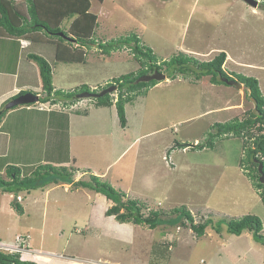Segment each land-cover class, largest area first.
Here are the masks:
<instances>
[{
  "label": "rangeland",
  "instance_id": "rangeland-1",
  "mask_svg": "<svg viewBox=\"0 0 264 264\" xmlns=\"http://www.w3.org/2000/svg\"><path fill=\"white\" fill-rule=\"evenodd\" d=\"M14 1L28 17L27 1ZM93 1V11L100 14L93 34L95 42L77 48L71 46L74 48L71 52L76 55L80 51L84 61L60 62L54 58L56 51L60 52L56 46L37 40L33 42L31 51L41 50L49 64H53L51 82L58 89L77 88L76 95L97 93L121 75L137 74L145 66L133 56L129 47L105 54L97 45L135 34L141 44L153 50L158 60H166L181 52L190 53L199 60H210L220 51H225L222 65L225 71L232 79H236L237 74L257 78L264 97V0H258L257 6L243 0ZM98 5L103 9H96ZM65 22L68 18L64 19ZM43 34L57 39V35ZM16 44L13 42L11 48L6 41L0 40L4 53L0 57V69H12ZM79 81L84 84L74 85ZM35 84L34 78L32 85ZM82 85H86L88 91L78 92ZM42 94L39 93L40 98ZM110 94L116 95L115 91ZM76 98L73 103L60 101L58 106L60 110H71L70 113L88 114V122L86 120L81 125L82 134L87 138L85 141L69 138L67 125L64 123L63 128L57 125L55 154L59 158H68V150L71 157L79 144L76 157L100 171L95 175L124 191L129 198L143 202L145 214L149 210L159 211L162 218H166V225L154 228L146 242V238H140L145 237L142 233L123 229L119 220L106 214L111 201L104 194L88 188L68 191L58 186L54 191L55 197L48 204L44 221L41 218L42 206H35L32 215L19 216L8 211L6 197L0 196L4 208L3 216H0L1 239L10 240L16 234L28 233L30 247L37 254L43 252L42 249L52 251L61 248L66 253L97 249L100 254L109 256L130 247L135 256H140L146 247L150 254L148 264H187V258L188 264H230L231 261V264H264V245L253 239L251 231H243L242 236L231 235L226 230L228 220L252 214L260 218L264 233L262 189L253 186L247 175L250 169L240 166L245 155L243 138L213 136L215 130L211 128L215 122L243 119L249 115L250 109H254L253 100L244 86L213 84L209 76L194 80L191 76L178 75L175 79L159 81L154 87H149L145 95L125 104L129 128L123 136L124 145L121 140V133H124L121 128L124 127L119 124L114 106L97 108L91 97ZM41 103L46 104L39 99L30 105L38 107ZM33 121L23 122L28 131L29 127L33 128ZM79 124L80 120L76 125ZM51 129L55 130V123L51 124ZM22 135L20 131L14 133L6 159L9 165L18 166L23 175H28L38 165L29 167L25 163L34 161L37 153L33 144H38V138H33L31 131ZM206 140H211L213 145L203 149L185 147L187 144H204ZM27 141L29 146L26 143L27 147L19 150ZM129 144L128 150L117 159L119 152ZM65 163L60 165L65 166ZM47 164L55 166L51 162ZM91 167L83 168L85 174L79 179L89 180L90 173H93ZM49 186L54 187V183L44 185L43 189ZM176 208L188 210L196 222L203 219V222L211 220L212 224L209 222L203 235L196 237L188 222L179 213L171 212ZM182 222L187 228L183 229ZM80 227L85 228V240V233L90 230L87 246L86 242L82 243L80 235L74 233ZM176 233L178 237L182 233L179 241L173 235ZM230 237L236 240L237 246L231 245L235 242H225ZM162 241L168 243V250L165 246L167 251L160 262L156 259L158 251L155 246ZM74 246L77 247L75 250ZM239 253H242L240 258L232 260L231 256Z\"/></svg>",
  "mask_w": 264,
  "mask_h": 264
},
{
  "label": "trees",
  "instance_id": "trees-1",
  "mask_svg": "<svg viewBox=\"0 0 264 264\" xmlns=\"http://www.w3.org/2000/svg\"><path fill=\"white\" fill-rule=\"evenodd\" d=\"M28 3L26 17L16 6L14 0H0V27L6 31L9 36H25L31 40H37L38 31H44L47 34L57 35L56 54L58 61H84L83 54L71 52L74 48L88 43L95 42L93 34L98 27L97 15L90 11V0H26ZM102 1V0H98ZM73 18L69 28L66 30L61 27L64 19ZM62 31L63 36L59 35ZM102 52L109 54L113 50L129 47L133 56L144 63L143 68L139 69L137 74L121 75L112 82H108L104 87L115 83L117 89L115 97L110 93L93 98L95 106L115 105L116 114L121 127L127 125L125 114V104L132 103L137 97L145 95L147 89L158 83V80L136 81L140 76L151 73L154 70L165 72L166 79H175L178 75L191 76L194 80H200L204 76H209V81L213 84L224 83L222 78L232 79V77L222 67L226 53L220 51L210 60H199L190 53L174 54L166 60H158L153 50L141 44L137 35L131 34L126 37H120L116 40L111 39L97 44ZM72 55V57L70 56ZM31 58L39 68V74L42 82L41 102L50 101L52 104L62 101L63 104L73 103L77 98V88L75 89H54L52 85L51 66L42 56L29 53ZM61 62V61H60ZM63 62V61H62ZM236 79L243 84L247 90L249 98L256 101V110L250 109L249 115L243 119H232L224 122H215L211 128L215 130L213 136L223 135L225 137L234 136L243 138L244 158L240 166L249 168L247 174L253 182V186L262 189L261 201L264 204V184L259 181L258 165L262 163L264 172V97L261 93L257 78L237 74ZM86 85L78 91L87 90ZM22 90L18 93H24ZM17 96V95H16ZM15 108V107H13ZM11 108V109H13ZM7 112L3 107L0 109V119ZM211 140L206 143H196L194 147L203 149L212 146ZM188 147V148H194ZM7 176V177H6ZM75 169L62 165L39 164L28 175H21L20 168L14 165H7L5 175L0 174V190L2 192L17 195L20 191H30L44 185L54 182L56 184H71L74 187L88 188L102 193L111 201L110 207L106 210L107 215H113L120 222L133 221L138 224H145L150 228L165 222L160 212L149 210L148 214L143 212L145 206L143 202L132 199L127 194L116 189L110 182L102 180L101 176L90 173L89 180L74 179ZM13 208L17 213L22 214L23 209L18 200L12 202ZM172 213H179L189 222V227L197 234L203 235L208 223L211 220L195 223L188 210L173 209ZM227 231L231 234L240 235L243 231H251L252 237L256 242L264 245V233L262 232V222L256 215L248 214L239 219H230L226 222ZM0 264H38L32 260H22L18 254H8L0 252Z\"/></svg>",
  "mask_w": 264,
  "mask_h": 264
},
{
  "label": "crops",
  "instance_id": "crops-1",
  "mask_svg": "<svg viewBox=\"0 0 264 264\" xmlns=\"http://www.w3.org/2000/svg\"><path fill=\"white\" fill-rule=\"evenodd\" d=\"M93 2L94 1L91 0L90 11L97 15V20L99 22V15L100 14L97 11H93L94 10L93 9V5H94ZM101 4H103V2H101ZM96 9H103V6L98 5ZM72 20H73V18L68 19V22H65V24L63 23V21H64L63 20L61 23V27H63L66 30L67 28H69ZM43 32L44 31H38L37 32V34L39 35L38 41L43 42V43H51L54 46H56L57 45L56 39H53L51 37L48 38V37L44 36ZM0 40L6 41L10 45L11 48H12L13 42L17 43L16 44V46H17L16 50L14 49V52H16V58H13L15 61V64L13 65L12 69H10V70L7 68H5V69L1 68L0 69V109H1L9 99L18 95V93L22 90H27V91L30 90V91H34L37 93L42 92V82H41V78H40V74H39V68H38L37 64L35 63V61H33L31 58H29L28 54L34 53V54L42 56L44 59H46V56L39 49H35V50L31 51L34 41L31 40L30 38L25 37V36H21V37L20 36H18V37L9 36V34L6 31H4L1 27H0ZM21 40H27V41H29V44H27L26 46H23L20 42ZM69 48H71V46H69ZM3 55H4V53H3L2 49L0 48V57ZM54 58L56 60L55 55H54ZM50 66L53 69V67H54L53 64L50 63ZM29 75H31V77H27ZM34 78L36 79L37 85L36 84L32 85ZM77 84H84V83H83V81H79L78 83H76L74 85H77ZM93 87H95V86H93ZM54 88L58 89L59 87H57L55 85ZM261 93H263L262 90H261ZM45 103L46 104H44V105L41 104L38 107L36 105L32 106L30 104L17 106L13 109H9L0 119V158H3L0 161V174L5 175L6 166L10 164V162L6 159V157L9 156V152L11 150L13 138H15V137H13L14 133L16 134L18 131L23 133L22 136H25L26 133L28 134L31 131V133H33L32 137L34 138L36 136L38 138L36 141L39 145L33 144V146H34L33 149L36 151L35 153H37V155L33 159L35 162L34 161L25 162L26 164H28L27 166H29V167H33L34 165H37V164L39 165L41 163H47V162H51L55 165H60V164H63L66 162L65 166L73 167L76 169L75 180L79 179L80 177H82L85 174L83 168H86V167L90 168L91 167L89 165H86L85 161H82V158L76 157V155L79 153V150L77 149V147H79V144H77V147L73 150L71 157H70V152L68 150H67L68 158H64L63 156H62L63 158H59V156H57L55 154V151H56V138H55V136L57 133V125L60 126V128H63V124L65 123L67 125V129L69 132V138L72 137V139L77 138V141L78 140L79 141H82V140L85 141L87 136L82 134L83 131H81V130H83V128L81 127V125L86 120L88 122V120L90 118L89 116H87L88 114L87 113L82 114V112L80 114V113H77L76 111H74L75 113H70L71 110L69 111V109H68V111L63 110V109L60 110L59 106H58L59 102L52 104L50 101H47ZM51 104H52V106H51ZM53 105H54V107H53ZM112 106H114V104L111 106H108V107H112ZM96 107L97 108H104V106H96ZM93 112H95V111H93ZM30 115L32 116V119H31ZM31 120H34L33 121V128L29 127V131H28V127L26 129L23 122L24 121H31ZM64 120H65V122H64ZM79 120H80V124L76 125L79 122ZM74 121L76 124H74ZM53 123H55V130L51 129V124H53ZM128 128H129V126H127V125H126V127L121 128L124 132V133H121V136H122L121 140L123 141V145L125 143V140H124L125 137H123V136L125 135V130L127 131ZM23 140H21V143L23 142ZM26 143L29 146V141H27V142L21 144V146L19 147V150L26 148L27 147ZM130 145L131 144L125 146L123 148V150L121 152H119L117 159L119 157H121L123 152H126L128 150ZM33 149H31V151H33ZM33 155H35V154H33ZM80 156H83V154H80ZM55 159H57L58 161H55ZM21 164H24V163H21ZM62 166H64V165H62ZM91 169H92L93 174L97 172V170L95 168L91 167ZM99 172L100 171L98 170V172L96 174H98ZM21 174L23 175L22 172H21ZM51 183H54V182H51ZM48 184H50V183H48ZM58 186H61L64 190H68V191L69 190H77V189L81 188V187H74L71 184H62V183L56 184V183H54V187L49 186V187L45 188V190L43 189V187H44L43 186V187L36 188V190L40 189V191H33V192H31V190L30 191H20L17 195L7 193V192H2L0 190V196L6 197L5 203H7L8 211L14 212L15 214H17L19 216H27L28 214L32 215L33 210L35 209V206H37V205L42 206L41 210H42L43 216L41 218L44 221V219H46V217H47L48 204H49L50 200L55 197L54 191L56 190V187H58ZM33 190H35V189H33ZM14 197H16L15 200H14ZM16 200H18L22 206V209H23L22 214L17 213L16 210L12 206V202H14ZM56 205H58V204H56ZM3 210H4V208H2V200L0 199V216L1 217L3 216ZM121 223H122L123 229L126 228L132 233H135V232L142 233L145 237H140V238L141 239L146 238V242H148L149 237H151V231L153 232L154 228L166 225L165 223L164 224L162 223V224H159L158 226H156L154 228H149L145 224H137V223H134L132 221L121 222ZM182 224H183V222H182ZM176 228L179 229L180 226H176ZM184 228H187V226H185V224H183V229ZM149 229H151V230H149ZM88 231L90 232V230H87L88 234L85 233V237H87L86 240L83 238V235H84L83 233L85 232V228H83V227H80L79 229L77 228L76 232H74L75 234L80 235V238L82 239V243L86 242V244H85L86 246L89 242L88 237H89V235H91V234H89ZM178 233H179V231H178ZM178 233L173 234L174 237L176 236V238H177V239L175 238L176 241H179L180 237L182 236V233H181V236L178 237L177 236ZM221 234L223 235V233H221ZM78 235H76V236H78ZM165 235L166 234L164 233V235H163L164 240H165ZM240 235L243 236V233ZM70 237H71V235H70ZM232 237H230L225 242H227L229 244H231L232 242H235V244H231V245L237 246L236 240L233 239ZM225 242H223L222 248H223ZM183 243H181V244L183 245ZM186 243H188L187 239H186ZM166 244H168V243H163V241L156 243L155 247L158 251V252H156V259H158L160 262H161V259H163V257H164L163 254L168 250ZM145 245H146V243H145ZM147 245L149 246V243H147ZM151 245H152V249H153V243ZM170 245L172 246L171 243H170ZM165 246H166L167 250H164ZM73 248L75 250L77 247L74 246ZM129 248L130 247H128L127 249H125L121 252L115 251L114 254H110L109 256H104V255L100 254L97 249L95 251H88V250H84L82 252L74 251L73 253H66V251L61 250V248L60 249L55 248L52 251H46V250L42 249L43 252H41L39 254H35V255L24 254V256L22 258L33 260V261L37 262L38 264H148L149 263L150 254H149V251H147L146 247H145V251H143V254H141L140 256H135L134 250H129ZM35 249H39V248L35 247ZM220 249H218V252L220 251ZM137 250H139V249H137ZM137 250H136V252H137ZM218 252H216V253H218ZM241 254L242 253H239L235 256H231L232 260L234 258H237V259L240 258ZM143 255L145 256V258H143ZM186 261L188 264V262H189L188 258L186 259ZM186 261H185V263H186ZM200 261H203V263H205L203 259H201ZM231 263H233V262L231 261Z\"/></svg>",
  "mask_w": 264,
  "mask_h": 264
},
{
  "label": "water",
  "instance_id": "water-1",
  "mask_svg": "<svg viewBox=\"0 0 264 264\" xmlns=\"http://www.w3.org/2000/svg\"><path fill=\"white\" fill-rule=\"evenodd\" d=\"M244 2L248 3L249 5L252 6H257L258 4V0H243ZM59 35L63 36L62 32L58 33ZM66 39H69L66 36H63ZM163 80L165 79V74L158 71V70H154L152 73L150 74H144L142 76H140L136 81H148V80ZM222 80L227 83L228 85H234L237 88H242V84L240 82H238L236 79H227V78H222ZM117 86L116 85H109L107 87H105L104 89H102L100 92L98 93H94V92H83L81 94H79V97H94L97 98L99 96H103L106 93H111L114 90H116ZM40 95L38 94H34L32 92H25L22 94H19L13 98H11L9 101H7L4 104V109H10L19 105H25V104H32V103H37L39 101ZM253 104H254V113L258 114L259 112L256 110V101L253 99ZM187 147H194V144H187ZM259 172H260V176H259V180L261 183L264 184V173L262 172V164H259ZM16 199V197H14V200Z\"/></svg>",
  "mask_w": 264,
  "mask_h": 264
},
{
  "label": "built area",
  "instance_id": "built-area-1",
  "mask_svg": "<svg viewBox=\"0 0 264 264\" xmlns=\"http://www.w3.org/2000/svg\"><path fill=\"white\" fill-rule=\"evenodd\" d=\"M22 45H26V41H21ZM0 252L1 253H16L20 257L22 254H36L37 251L33 250L29 244V235L24 233L16 234L11 241H4L0 239Z\"/></svg>",
  "mask_w": 264,
  "mask_h": 264
},
{
  "label": "clouds",
  "instance_id": "clouds-1",
  "mask_svg": "<svg viewBox=\"0 0 264 264\" xmlns=\"http://www.w3.org/2000/svg\"><path fill=\"white\" fill-rule=\"evenodd\" d=\"M21 41H26L27 42V44H29V41H27V40H21ZM20 41V42H21ZM26 44V45H27ZM26 45H23V46H26ZM161 72V71H160ZM152 73V72H151ZM163 73V72H162ZM147 74H150V73H147ZM165 74V73H164ZM228 79V78H227ZM166 80V75H165V79H163V80H158V82L159 81H165ZM227 84V83H226ZM115 85V84H114ZM228 85V84H227ZM109 86V85H108ZM242 86H243V84H242ZM107 87V86H106ZM40 99V98H39ZM27 105H29V104H27ZM41 105V104H40ZM71 105V104H70ZM113 105V104H112ZM115 106V105H114ZM185 147H187V146H185ZM260 164H262V163H260ZM262 172H263V165H262ZM258 173H259V176H260V172H259V165H258ZM264 173V172H263ZM259 178V177H258ZM74 179H75V176H74ZM78 180V179H77ZM260 181V180H259ZM193 217V216H192ZM184 218V217H183ZM185 219V218H184ZM186 220V219H185ZM187 222H188V220H186ZM193 221L195 222V223H198V222H196L195 220H194V217H193ZM203 221V219H201V222ZM133 222V221H132ZM164 223V222H163ZM138 224V223H137ZM162 224V223H161ZM183 224H185L184 222H183ZM187 225H188V227H189V222L187 223ZM209 225H211V224H209ZM158 226V225H157ZM208 227V226H207ZM206 227V228H207ZM190 228V227H189ZM205 228V229H206ZM191 229V228H190ZM192 230V229H191ZM226 230H227V228H226ZM193 231V230H192ZM194 232V231H193ZM228 232V231H227ZM229 233V232H228ZM243 233V232H242ZM241 233V234H242ZM25 234V233H24ZM28 234V233H27ZM231 234V233H230ZM29 235V234H28ZM233 235H235V234H233ZM15 236V235H14ZM197 236V235H196ZM1 239V238H0ZM2 240H4V239H2ZM11 240H13V238L11 239ZM11 240H4V241H11ZM8 254H11V253H8ZM25 254H27V253H25ZM37 254V253H36ZM35 255V254H34ZM20 257V256H19ZM20 259H22V260H29V259H23L22 257H20ZM33 261V260H32Z\"/></svg>",
  "mask_w": 264,
  "mask_h": 264
},
{
  "label": "bare ground",
  "instance_id": "bare-ground-1",
  "mask_svg": "<svg viewBox=\"0 0 264 264\" xmlns=\"http://www.w3.org/2000/svg\"><path fill=\"white\" fill-rule=\"evenodd\" d=\"M117 86V85H116ZM105 88V87H104ZM117 89V88H116ZM88 91V90H87ZM114 91H116V90H114ZM26 92H32V91H26ZM100 92V91H99ZM25 93V92H24ZM33 93V92H32ZM94 93H96V92H94ZM98 93V92H97ZM22 94V93H21ZM34 94H38L39 95V93H34ZM77 97H79V94L77 95ZM88 98V97H87ZM91 98H94V97H91ZM10 100V99H9ZM8 100V101H9ZM44 103V102H43ZM42 104V103H41ZM52 105V104H51Z\"/></svg>",
  "mask_w": 264,
  "mask_h": 264
}]
</instances>
